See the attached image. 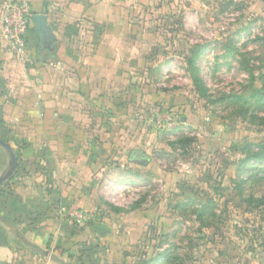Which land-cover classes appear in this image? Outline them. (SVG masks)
<instances>
[{
  "label": "crops",
  "instance_id": "1",
  "mask_svg": "<svg viewBox=\"0 0 264 264\" xmlns=\"http://www.w3.org/2000/svg\"><path fill=\"white\" fill-rule=\"evenodd\" d=\"M167 1L165 13L155 11L163 0H29L32 13L48 16L57 46L40 52L32 23L24 57L0 49V106L19 162L0 184L9 182L0 190V264H133L135 255L123 251L146 248L153 216L141 234L126 219L100 233L97 225L75 227L59 209L98 208L97 178L115 147L128 160L136 149L148 154L130 147L129 129L146 103L169 104L159 95L168 88L153 87L147 72H169L171 50L190 30L185 17L181 31L174 24L185 0ZM167 14L164 33L157 17ZM9 160L0 146V176ZM168 246L149 264L167 262Z\"/></svg>",
  "mask_w": 264,
  "mask_h": 264
},
{
  "label": "rangeland",
  "instance_id": "2",
  "mask_svg": "<svg viewBox=\"0 0 264 264\" xmlns=\"http://www.w3.org/2000/svg\"><path fill=\"white\" fill-rule=\"evenodd\" d=\"M173 8L189 33L171 50L169 72H147L153 87L168 88L159 95L169 105L146 103L128 132L130 147L141 145L151 160L134 165L115 147L97 178L98 208H77L96 218L76 227L126 219L137 229L153 216L133 264H149L168 244L163 264H264V159L256 158L264 154V0H185ZM170 9L167 0L155 6ZM160 16L165 30L170 20ZM191 58L206 90L194 85Z\"/></svg>",
  "mask_w": 264,
  "mask_h": 264
},
{
  "label": "built area",
  "instance_id": "3",
  "mask_svg": "<svg viewBox=\"0 0 264 264\" xmlns=\"http://www.w3.org/2000/svg\"><path fill=\"white\" fill-rule=\"evenodd\" d=\"M32 9L29 0H3L0 3V49L18 57H24L28 45L26 36L32 25ZM59 213L68 216L72 224L83 225L96 218L94 212L68 210L64 207Z\"/></svg>",
  "mask_w": 264,
  "mask_h": 264
},
{
  "label": "water",
  "instance_id": "4",
  "mask_svg": "<svg viewBox=\"0 0 264 264\" xmlns=\"http://www.w3.org/2000/svg\"><path fill=\"white\" fill-rule=\"evenodd\" d=\"M31 18L33 25L40 37L39 51L42 52L44 49L54 51L57 46V36L49 25L48 16L45 13L33 12ZM0 146L4 147L10 156L8 168L6 172L0 176L1 184L13 175L18 167L19 162L14 148L8 141L0 138ZM129 161L147 164L150 161V157L143 151L133 150L129 156ZM96 230L100 233L110 231L109 228L102 225H97Z\"/></svg>",
  "mask_w": 264,
  "mask_h": 264
},
{
  "label": "trees",
  "instance_id": "5",
  "mask_svg": "<svg viewBox=\"0 0 264 264\" xmlns=\"http://www.w3.org/2000/svg\"><path fill=\"white\" fill-rule=\"evenodd\" d=\"M170 14H167V18L168 19H170L168 16H169ZM173 15H175V13L173 14ZM33 23V22H32ZM174 24H181L182 25V15L181 16H179L178 15V17H177V19L175 20V22H174ZM168 27H169V25H168ZM32 27L30 26L29 27V30H28V34H27V36H26V40H27V45L29 46V32H30V29H31ZM194 48V47H193ZM188 66H189V68H191V74H192V78H193V82H194V85L197 87V89H201V90H206V84H205V81H204V79L202 78V76L201 75H199V73L201 72L200 71V68L194 63V59H190V61H189V63H188ZM3 71H4V67H3ZM2 71V72H3ZM2 72H1V70H0V74L2 75ZM8 73V72H7ZM197 74V75H196ZM0 129H1V131L3 130V134L4 135H2V136H0V138L1 139H3V140H6L7 141V132L9 131L8 129H9V125H7L6 124V122L4 121V119H3V115H2V108H1V106H0ZM6 133V134H5ZM136 150H138V149H136ZM140 151H142V150H140ZM16 153H18L17 151H16ZM132 153V152H131ZM130 153V154H131ZM257 156H256V158H258V159H264V154L263 153H260V154H256ZM9 184V182H5L1 187H0V190H3V188H5V186H7ZM4 186V187H3ZM75 227H76V224H73ZM142 227H143V225L142 224H140V226L136 229L138 232H139V234H141V229H142ZM128 241H130V239L128 238ZM141 248H143V247H141L140 245L139 246H132V248H129V249H125L123 252H128V253H130V254H132L133 256L135 255V256H137L136 255V253L135 252H138L137 250L138 249H141ZM118 252V251H117ZM120 252V251H119ZM127 255V254H126ZM166 256L168 257L169 256V250H168V252H167V254H166Z\"/></svg>",
  "mask_w": 264,
  "mask_h": 264
}]
</instances>
